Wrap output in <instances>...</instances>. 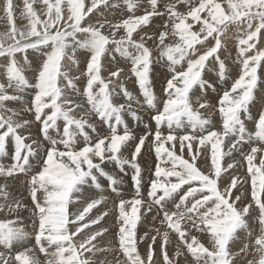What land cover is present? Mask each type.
<instances>
[{
    "label": "snow or ice",
    "instance_id": "snow-or-ice-1",
    "mask_svg": "<svg viewBox=\"0 0 264 264\" xmlns=\"http://www.w3.org/2000/svg\"><path fill=\"white\" fill-rule=\"evenodd\" d=\"M23 2L30 18L27 31L15 28L13 0L4 3L12 31L0 34V40L5 35L9 39L17 35L20 38L7 47L0 44V57L6 61V83H0V177L27 176L33 171V161L43 160L28 183L36 217L33 220L35 243L39 252L48 257L46 264H97L86 254L95 256L96 252L105 251L97 246L98 238H103L108 231L100 225L108 215L99 210L108 199L103 195L105 188L101 178L108 181L111 192L121 197L116 205L117 235L119 247L127 257L126 264H157L153 245L158 236L160 264H179L183 256L181 246L186 247L197 264L201 260L204 264H236L237 257L247 256L254 246L259 259L248 264H264V109L255 117L251 111L257 98L256 90L264 93V78L259 74L264 69V0H175L165 6L171 30H167L169 24L166 23L165 30L157 37L140 35L139 39H135L134 34H139L142 26H148L154 17L165 15L159 11L160 0H148L149 8H145L142 15H135L141 6L140 0H123L131 15L116 23L109 21L102 9H119V0H88L87 3L86 0H39L43 5L41 14L46 9L47 19L44 20L33 7L36 0ZM180 4L187 5L185 12L178 10ZM96 13L99 15L93 22ZM232 27L243 33L238 40L237 54L241 74L219 97L217 110L222 118V131H217L212 114L205 116L201 111L217 107L207 100L208 90L215 92L216 86L205 79L204 74L215 68L220 81L229 78L221 50H227L222 38ZM121 30L123 34L118 37ZM170 37L174 42H166ZM146 38L154 39L159 56L146 44ZM29 50L43 57L34 82L25 75V68L33 64ZM79 52L89 54L82 71ZM18 53L22 56V65ZM117 54L130 61V72L144 104L141 105L125 85L124 80L129 77L125 69L116 64ZM109 58L116 64L114 69L109 67ZM162 59H166L171 76L163 89L166 99L162 107H158L153 66ZM70 67L80 75H71ZM81 77L85 81L83 88L77 83ZM9 88L17 93L32 90L31 107L25 111L33 113V121L16 120L14 117L20 113L5 107L8 101L26 103L23 95L9 94ZM121 93L126 103L118 104L115 100ZM133 103L153 111L154 130L146 126L145 133L137 135L129 128L126 115L136 122L142 119ZM5 112L11 115L5 116ZM245 120L253 122V130H249ZM59 122L63 123L62 131ZM32 123L41 125L40 132L48 141L46 149L37 139L21 134L20 130ZM98 124L108 129L106 135L97 133ZM90 133L97 135L94 138ZM225 138H230L227 151L223 149ZM81 140L83 146L77 148ZM146 143L158 163L145 197L139 158ZM128 150H131L130 156L125 155ZM233 152L246 161L251 179V202L248 203L243 202L244 192L233 197L232 190L239 191L238 183L240 187L244 184L234 171L229 174L230 183L220 187L222 174L237 167ZM224 156H229L230 162H224ZM9 157L12 163L5 164L4 159ZM198 160L209 163L198 167ZM107 163H114L124 174H127L126 166L132 169L134 198H123L119 187L122 181L105 170ZM162 164H170V167H162ZM202 167L209 168L207 174ZM87 188H95L99 195L88 197L86 206L70 216L69 204L79 202ZM40 192L42 198H38ZM9 196L7 184L0 186V197L8 200ZM6 207L9 212H18L27 206L16 201L12 205H0V211ZM94 208L98 211L96 215H92ZM149 213L153 218H160V224L166 225L167 230L161 233L155 229V235L144 233L141 239H149L151 243L142 257L137 250L136 229L142 217ZM253 213H256L254 219L260 225V234L254 245H250L241 240L240 233L252 237ZM185 219L198 231L210 234L211 250L196 236L187 235L189 229L181 227ZM19 223H22L19 219L0 220V246L6 250L0 252V264H42L32 248L9 255L14 245L22 246L30 235L24 227L17 226ZM96 225L99 227L94 228ZM168 230L178 236L171 256ZM77 236L81 237L79 243L74 242ZM237 243L242 244L239 252L232 250Z\"/></svg>",
    "mask_w": 264,
    "mask_h": 264
},
{
    "label": "bare ground",
    "instance_id": "bare-ground-1",
    "mask_svg": "<svg viewBox=\"0 0 264 264\" xmlns=\"http://www.w3.org/2000/svg\"><path fill=\"white\" fill-rule=\"evenodd\" d=\"M147 1V4H148V0H146ZM170 2H171V0H160V3H159V5H164V6H166V5H169L170 4ZM175 2V0H172V3H174ZM4 3H5V0H0V5L3 7V9H1L2 11H0V15L2 14L3 15V13L5 14V12H4ZM14 7H15V10L18 12V14L21 16L22 15V13H24L26 16H27V14L25 13V6H24V2H23V0H15L14 2ZM36 3H39V1H37L36 0ZM36 3H34V4H36ZM40 4V3H39ZM37 5V4H36ZM40 6H42L43 7V5L42 4H40ZM163 7V6H162ZM126 8V7H125ZM166 8V7H165ZM109 10V9H108ZM178 10L179 11H181V12H185L186 10H187V5H184V4H180V5H178ZM106 11V10H105ZM104 11V12H105ZM141 11V10H140ZM107 13H105L107 16H109V17H113L114 16V14L112 13V11H106ZM140 13V12H139ZM22 15L23 16V18H21V20H18V21H15V24L17 25V26H21V25H24V23H25V21L24 20H26L25 18V15ZM96 14H99V13H96ZM95 14V15H96ZM130 14V13H129ZM136 14V13H135ZM165 15H167V13L165 14ZM16 16V15H15ZM18 16V15H17ZM159 17V16H158ZM158 17H157V19H158ZM162 17V16H161ZM167 17V16H166ZM156 18V17H155ZM164 18V17H163ZM168 18V17H167ZM111 20V19H110ZM117 20V19H116ZM3 21H4V19H3ZM112 21V20H111ZM153 21V20H152ZM158 21V20H157ZM5 22V21H4ZM119 22V21H118ZM159 22V21H158ZM161 22H162V18H161ZM164 23V22H163ZM169 24V29H167L168 31H170L171 30V22L167 19V21H165V24ZM159 24V23H158ZM3 27V26H2ZM154 27V26H153ZM153 27H152V29H153ZM155 27H156V24H155ZM154 27V28H155ZM162 27V26H161ZM199 27V25H197L196 26V28H198ZM1 28V27H0ZM151 29V28H150ZM148 29L147 27H143L142 26V30H138V33H141V35H146V37L147 36H152V37H157L158 36V34L161 32V31H164L165 29H164V27L162 28V29H160L159 28V30L158 29ZM2 30V29H1ZM7 30V29H6ZM194 30H195V28H194ZM8 32V31H7ZM121 34H123V30H121L120 32H118L117 33V36L119 37V35H121ZM227 34H231V36L230 37H233V35H236L235 37H237V41L239 40V38H241L242 36H243V33L242 32H237V30H236V28L235 27H232V28H230L229 29V31L227 32ZM136 35V34H135ZM137 38V37H136ZM227 38H228V41H229V36H227ZM233 39V38H232ZM224 40V39H223ZM209 41H211V38L209 39ZM226 41V40H225ZM166 42H174V39L173 38H169ZM227 43V42H226ZM229 43H230V41H229ZM146 44L149 46V47H152L153 49H154V55L155 56H159V50L156 48V44L154 43V39H147L146 38ZM223 44V43H222ZM4 45V44H3ZM224 45V44H223ZM227 46V45H226ZM234 46V45H233ZM198 47H200V46H198ZM257 47L259 48L260 47V45H257ZM228 47H226V49H227ZM30 52H32V53H30ZM229 53H230V55H229ZM237 54H238V49L237 50H232V49H227V50H224V49H222L221 50V58L222 59H225V62L227 63V64H229L228 65V67L230 68V69H228L229 71H228V76H229V78L227 79V81H220L219 80V78H218V76H217V70L215 69V68H213V69H211V70H206V72H205V74H204V78L205 79H207V77H209L212 81H209L208 79V81L209 82H211L212 84H214L215 86H216V89H217V91H212L211 89H209L208 90V92H207V100L212 104V105H214V106H217V107H214V108H210V109H208L207 111H204V110H201L202 111V113L205 115V116H207L209 113H211L212 114V121H213V125H215V126H218V123H220L219 124V127L217 128V131H222V118H221V116L219 115V113H218V110H217V108H218V100H219V97H220V95H222V92H223V90H225V89H229L230 87H231V85H232V83L234 82V80L235 79H237L238 77H239V75L241 74V73H238V72H236L235 71V69L234 68H232L231 67V65H230V63H229V61L228 60H230L231 62H235L236 64H233V66H241L239 63H238V61H237V59H236V57H237ZM78 55V57H79V59H80V61H81V63H80V69H81V71L85 68V66H86V59H87V57H88V53H86V52H80V54L78 53L77 54ZM22 57V56H21ZM17 58H19L18 59V61H19V63L22 65L23 64V60L21 61L20 60V57H19V55H17ZM29 59H31L32 61H33V64H32V67L31 68H25V71L27 72L26 73V75H28L29 74V76H27L29 79H30V81H33L34 82V78H35V74H36V69L39 67V65H40V62H41V60L43 59V57H42V55L40 54V53H36V52H33L32 50H29ZM5 63H6V61H5V59L3 58V57H0V82L1 83H6V79H5V76H4V65H5ZM209 63H211V61L209 62ZM116 64H118L119 65V67H122V68H124L125 69V74H126V76L127 77H129L128 79H125L124 80V83H126V85L129 83V85H132V86H134V87H138V85L136 84V82H135V77L134 76H132V74H131V72H130V68H131V63H130V61H127V60H124V59H122L118 54H117V56H116ZM116 64H113V63H111L110 62V58H109V67L110 68H115V66H116ZM69 71H70V74L71 75H74V76H78V75H80V72H78V71H76V69L75 68H69ZM260 75H261V77L262 78H264V69H261V71H260V73H259ZM106 76V75H105ZM170 76H171V72L169 71V68H168V63H167V61H166V59H162V60H160V62L159 63H157V64H155L154 66H153V85H154V90H155V93H156V95H157V97H158V101H159V103H158V106H159V104H160V102L162 101H164L165 99H166V97H165V95H164V91H163V89H164V86H165V84H166V80L168 79V78H170ZM160 80H159V79ZM215 80V81H214ZM84 77H81V79L79 80V81H77V83L79 84V85H84ZM128 85V86H129ZM133 87V88H134ZM128 88V87H127ZM9 90H11V88H9L7 91H8V93H9ZM139 90V89H138ZM25 93H27V94H29L30 95V97H28V95H25ZM25 93H21V95H23L24 96V100L26 101V103H22V104H24L23 106H21V110L20 111H23V112H19L20 113V117L21 116H23L24 114L25 115H27V116H30V117H32V116H34L33 115V113L32 112H28V111H25V109H27V108H29V107H31V98L33 97V95H32V90H26V92ZM14 94V93H13ZM197 95H199V92L197 91ZM122 96V95H121ZM256 100L254 101V103H253V106L251 107V111H252V114H253V116L255 117V116H257L258 115V113H259V111L260 110H262V109H264V93H262V92H260V90L259 89H257L256 90ZM122 98V97H121ZM138 98V97H137ZM203 99V98H202ZM124 100V99H123ZM144 100V99H143ZM115 101H117V100H115ZM122 101V100H121ZM10 103V102H9ZM140 104L142 105V104H144V101H140ZM161 105V104H160ZM16 106V105H15ZM133 106V108L134 109H137V111H138V114L141 116V122H136V121H134L132 118H131V116H128V115H126L125 116V119H126V121H127V123H128V125H129V128L135 133V134H137V135H142V134H144L145 133V131H146V126H147V128L148 129H152V130H154V128H155V124H154V121H152L151 120V116L154 114L153 113V111L151 110V109H147L146 108V106L144 107V108H140L138 105H132ZM197 105H195L194 104V107H196ZM17 107V106H16ZM7 108V107H6ZM215 114V115H214ZM6 116H8V114L6 115ZM16 117H14V119H15ZM19 118V117H18ZM26 118V117H25ZM92 119H93V121H95V117H92ZM17 120V119H16ZM60 123V125H61V131H62V128H63V123L62 122H59ZM245 123H248V120H245ZM35 124L33 123L32 124V127L28 130V132L30 133V136L31 137H33V138H35V139H37L42 145H43V148L44 149H46L47 147H48V141H46V140H44V138H43V136H42V134H41V132L38 134L37 132H33L32 131V128H33V126H34ZM38 126L41 128V125L39 124V123H36V127H35V129L34 130H36L37 131V129H38ZM248 128H249V130H253L254 129V124H253V122H252V125L251 126H247ZM37 128V129H36ZM26 129V128H25ZM97 130L100 132L99 134H101V135H103L102 133H105V135L108 133V129L105 127V126H103V125H101V124H98V126H97ZM214 130H215V128H214ZM163 131L165 132V134L167 133V128L165 127L164 129H163ZM20 132H21V134H23L24 132L22 131V130H20ZM91 135H93V133H90ZM178 134H183V133H181V132H178ZM52 135L53 136H56V134L55 133H52ZM58 138V137H57ZM150 140H151V137L149 138ZM225 140H230L229 138H225ZM77 148H80V147H82V145L80 144V143H78L77 144V146H76ZM61 149H62V146H61ZM245 150H247V145H245ZM128 151H131V150H128ZM143 151L144 152H146V153H148L150 156H149V158H151V157H153V155H151V152H150V150H149V147H148V145H147V143H146V145H145V148L143 149ZM177 151H178V149H177ZM130 153V152H129ZM239 155V154H238ZM44 156V151L42 150L41 151V157H43ZM232 156L235 158V162L237 161V160H239V158H237V155L234 153H232ZM141 159H142V161L143 162H147L148 160L146 159V156H142V157H140ZM186 158H187V155H186ZM11 159V158H10ZM237 159V160H236ZM230 160H231V158L230 157H227V156H224L223 157V161L224 162H230ZM4 161H5V159H4ZM3 161V162H4ZM41 161V160H40ZM39 161V162H40ZM10 162H11V160L8 162V163H6V164H10ZM35 162V161H34ZM198 162V164L201 166V164H207V163H209V161H201V162H199V161H197ZM42 164V162L41 163H39V165H38V168L36 169V170H39V168H40V165ZM239 164V163H238ZM198 166V165H197ZM240 167H241V165H240ZM35 168L36 167H33V170H35ZM207 171L209 170V168L208 167H204ZM239 168V167H238ZM238 168L236 167L234 170H229L228 171V173H223L222 174V179H221V182H223V184H222V186L221 187H223V186H225V181H227V180H230L229 179V174H231V173H233V171H234V173L236 172V170H238ZM240 169V168H239ZM36 170L35 171H32V173H29L27 176H25V175H23V174H20V175H23V176H25L26 177V180H24L25 181V183H21L20 181H21V179H19V180H15V179H13V178H7V179H5L4 177H0V186H3L4 184H7V190H8V192L10 193V196H9V199H8V201L6 202V203H2V200H0V205H5V206H8V205H12L13 203H15L16 201H22V203L24 204V205H26L27 207H25V208H21L18 212H9V211H7V207L5 208V210L4 211H0V220H17V219H19V221H22V223H19L17 226H21V227H24L25 229H30L31 231L32 230H34V231H36V225H34L33 224V220L34 219H36V217H34L33 216V202H32V200H31V197H30V192L29 193H27V194H29V195H26V197L24 196L23 197V195H22V197H19V198H16L19 194H20V191L18 190V188L19 187H21V184H22V187L25 185V184H28V185H30L29 183H28V181H30V177H31V175L32 174H34V172H36ZM106 170H108L110 173H112L114 176H117V178L118 179H120L122 182H123V180H124V183H128L129 185H131V187L132 188H134V185H133V181H132V175H133V172H132V169L131 168H129V167H127L126 166V173L127 174H124V173H121V172H119V169L117 168V166L114 164V163H108L107 164V167H106ZM235 175V174H234ZM236 175L237 176H243L245 179H243L242 181H244V183L245 184H247V183H251V179H250V177H249V175L247 174V173H240L239 175H238V173H236ZM16 177V176H15ZM14 177V178H15ZM19 177V176H18ZM20 178H22V176L20 177ZM103 185H106V186H108V181L106 180V179H102V182H101ZM120 184V191H121V193H122V196H125V195H129V196H132V195H134L135 194V192L133 193L131 190H130V188H127V186L128 185H126V184ZM221 185V184H220ZM251 186V185H250ZM245 187V186H244ZM244 187H240L239 186V184H238V188H239V191H237V189H233L232 191H233V197L234 196H236V195H239L240 194V192H243L244 190ZM109 188V187H108ZM131 188V189H132ZM248 188V187H247ZM25 189H27V187L25 188ZM23 191V190H22ZM107 190H105V192H106ZM245 191H248L246 188H245ZM244 191V192H245ZM103 193V195L104 194H106V197L108 198L107 199V201H106V203H104V204H102V207L105 209V207H104V205L105 206H107V207H109L110 206V204L111 203H113L112 201L114 200V199H116V198H121V197H118L117 195H116V193H113V192H111V190L109 191H107L106 193ZM132 192V193H131ZM249 192H250V190H249ZM143 193H144V195H146V188H143ZM251 193V192H250ZM99 194L97 193V191H96V189L95 188H87V189H85V193L83 194V195H81V198H80V201L79 202H76V201H73L69 206H71L72 205V208L70 209V216H71V214L72 213H74V212H76V211H78V210H82V208L84 207V206H86V202H85V200L88 198V197H91V196H98ZM20 196V195H19ZM3 197H0V199H2ZM38 198H42V192H40V193H38ZM129 198V197H128ZM4 199V198H3ZM132 199V198H131ZM177 199V198H176ZM130 200V199H129ZM115 201V200H114ZM119 201V200H118ZM243 202L244 203H248V202H251V198L247 195V194H245V196H244V198H243ZM118 203V202H117ZM116 202H115V205L117 204ZM112 205V204H111ZM101 208V207H100ZM102 209H100V211H101ZM107 210V208L105 209V211ZM172 210V209H171ZM103 211V210H102ZM106 212H111V214L113 215V217L111 216V217H109V216H105L104 217V219L103 220H101L100 221V225H101V223L102 222H104V223H109V225H105L104 226V228H107L108 229V231L106 232V233H104V236H103V238H98V243H103L104 244V246H108V245H118V248H119V252H118V254H114L112 257H110L109 259H105V256L104 255H100L99 254V256H97V255H95V256H91V254H86V255H89L90 256V258H92L93 260H95V261H97V264H114V262H116V263H118V264H126V261H127V257H126V255L123 253V251L120 249V247H119V243H118V236H115V235H113L112 234V231H111V229L112 228H110L111 227V225H115V223H118V220L115 218V215H117V217H118V210H117V208H114V207H110ZM92 213H95V214H98V211H97V209H93L92 210ZM151 215H148L147 216V221L148 222H153V221H156L157 219H158V217L157 218H152V217H150ZM112 218H114V219H112ZM116 219V220H115ZM160 219V218H159ZM186 220V219H185ZM113 221H115L114 223H113ZM110 222H112L113 224H111ZM185 222V221H184ZM103 223V224H104ZM142 223H147L146 221H143ZM188 223V222H187ZM149 224V223H148ZM155 225V224H154ZM161 225V224H160ZM103 226V225H102ZM117 226V225H116ZM94 228L95 227H99V225H96V226H93ZM112 227H114V226H112ZM152 227V226H151ZM257 227V226H256ZM259 227V226H258ZM118 226H117V230H118ZM253 228V227H252ZM155 229V228H154ZM162 229V228H161ZM192 229V228H191ZM137 230V229H136ZM139 230H141V229H139ZM138 230V231H139ZM143 230V229H142ZM147 230V229H146ZM85 231H87V229L85 230ZM109 231H111V233H108ZM148 231V230H147ZM170 231V230H169ZM116 232V231H115ZM140 232V231H139ZM161 232V231H160ZM108 233V234H107ZM149 233H150V235H155L156 233L152 230V229H149ZM162 233V232H161ZM206 233H207V231H206ZM242 234V233H241ZM241 234H240V236H241ZM140 235V234H139ZM143 235V234H142ZM245 235V234H244ZM244 235H242V236H244ZM137 236H138V234H137ZM241 236V237H242ZM247 237V236H246ZM75 238H79V239H81V237H79V236H77V237H75ZM136 238H139V236L138 237H136ZM141 238V237H140ZM159 238V237H158ZM157 238V239H158ZM170 239H171V244H173V245H171V247L170 248H176V245H177V243H178V237H177V239H176V234H174V235H172L171 237H170ZM206 239V238H205ZM204 239V240H205ZM208 239V238H207ZM211 239V238H210ZM249 239V238H248ZM138 240V239H137ZM74 241H75V239H74ZM150 240H148V241H146L145 242V239H144V244H142V242H140L141 243V246H140V248H138V249H140V250H138V252L140 251L141 252V250H143V255L145 256L146 254H147V251H148V249L146 248L147 247V244H148V242H149ZM139 242V241H138ZM94 243H96V242H94ZM151 243V242H150ZM149 243V244H150ZM26 248H32L33 250H34V252H35V254H36V256L41 260V262H42V264H46V260L48 259V257H45V255L43 254V253H40L39 252V249H38V246L36 245V243L34 242V241H29V240H27V242L26 243H24L22 246L21 245H14L13 246V249H12V251H11V253H9V255H14L17 251H23L24 249H26ZM173 248V249H174ZM183 249V251H184V249H185V254L187 255V257H188V259H187V261L189 260V261H191V262H196L195 261V259L192 257V255L189 253V252H187V249H186V247H183V246H181V250ZM254 249V248H253ZM53 249H49V251L51 252ZM146 251V252H145ZM0 252H6V250L2 247V246H0ZM97 253V252H96ZM112 253V252H111ZM257 254V253H256ZM253 255H254V253H253ZM108 256V255H107ZM109 257V256H108ZM241 260V259H240ZM109 261H113V262H111V263H109ZM156 261H157V264H160V255H157V259H156ZM202 262H203V260H201ZM195 264H197V262L195 263ZM199 264H204V262L203 263H199ZM243 264H245V263H243Z\"/></svg>",
    "mask_w": 264,
    "mask_h": 264
},
{
    "label": "rangeland",
    "instance_id": "rangeland-1",
    "mask_svg": "<svg viewBox=\"0 0 264 264\" xmlns=\"http://www.w3.org/2000/svg\"><path fill=\"white\" fill-rule=\"evenodd\" d=\"M15 0H13V2H14ZM37 1H39V0H37ZM88 2V0H86V3ZM119 3H120V8L119 9H102V11L104 12L105 10L106 11H112V13L114 14V16L113 17H109V16H107L105 13H107L106 11L104 12V16L105 17H107V19L109 20V21H111V22H113V23H116V22H118V21H121L122 19H124V18H127L129 15H131V13L129 14V12L126 10V8H125V5H124V3H123V0H119ZM170 3H172V0H171V2ZM37 4V5H36ZM36 4H33V7H34V9L37 11V14L38 15H40V17H41V20H44V19H47V15H46V9H44V14H41V8H42V6H40V4L39 3H36ZM140 8L135 12L136 14L135 15H142L143 14V12H144V9L145 8H149V4H147V1L146 0H140ZM163 6V7H162ZM1 9H3V7L0 5V11H2ZM141 10V11H140ZM159 11H161V12H165V14H166V8H165V6L164 5H159ZM3 12V11H2ZM140 12V13H139ZM15 21H18V20H21V18H23V16L21 17L19 14H18V12L15 10ZM18 15V16H17ZM25 15V14H24ZM98 15L99 14H94L93 15V17H92V19H93V22H95V19H96V17H98ZM167 15H164V16H157L158 17V19H157V17L155 18H153L152 20V22L148 25V26H146L148 29H152V27L154 26L155 27V24H156V27L154 28L153 27V29L155 30V29H158L159 30V28L160 29H162L163 27H164V25H165V21H167V17H166ZM21 17V18H20ZM25 19L26 20H24L25 21V23H24V25H21V26H17L16 24H15V28L17 29V31H27L28 29H29V27H30V18L28 17V16H26L25 15ZM164 17V18H163ZM161 18H162V22H161ZM3 19H4V21H3ZM111 19V20H110ZM117 19V20H116ZM159 22H158V21ZM164 22V23H163ZM159 23V24H158ZM3 26V27H2ZM162 26V27H161ZM0 34H9V33H11V31H12V25L9 23V21L7 20V17H6V15L3 13V15L1 14L0 15ZM40 26L38 25V28H39ZM2 29V30H1ZM7 29V30H6ZM150 29V30H151ZM152 29V30H153ZM55 29H53V31H54ZM8 31V32H7ZM141 35V33H139V34H134V38L135 39H139V36ZM227 36H229V41H230V43H229V41H228V38H227ZM231 36V34L229 35V34H226V37H224V38H222V43L224 44V45H227L226 47H228L227 49H232V50H237L238 49V47H239V45H238V41H237V37H235L236 35H233V37H230ZM137 37V38H136ZM20 37L17 35V36H15L14 38H12V39H9L8 37H7V35H5L4 36V38L2 39V40H0V44H4L3 46L4 47H7V46H9V45H11V44H13V43H15V40H18ZM233 38V39H232ZM210 39V38H209ZM224 39V40H223ZM226 40V41H225ZM227 42V43H226ZM234 45V46H233ZM199 46V45H198ZM197 46V47H198ZM30 53H32V52H30ZM79 54H80V52H79ZM17 55H19V57H20V60L22 61L23 59H22V57H21V54H17ZM19 59V58H18ZM236 59H237V57H236ZM229 61V63H230V65H231V67L232 68H234L235 69V71L236 72H238V73H241V66H233V64H236L234 61L233 62H231L230 60H228ZM227 64V63H226ZM227 65H229V64H227ZM237 65V64H236ZM228 69H230L229 67H228ZM26 71H25V75H26ZM104 75H106L107 76V73H103ZM36 75V74H35ZM26 76H29V74L28 75H26ZM159 79V78H158ZM207 79L209 80V81H212L209 77H207ZM160 80V79H159ZM215 81V80H214ZM1 83V82H0ZM125 85H126V83H125ZM129 83L126 85L127 87H128V90L130 91V92H132L133 93V95L135 96V97H138V99H139V101H144L143 99V96L140 94V90H138L139 88L136 86V87H134V86H132V85H129ZM232 86V85H231ZM80 87L81 88H83V85H80ZM134 87V88H133ZM117 91L119 92L120 91V89L119 88H117ZM14 93V94H13ZM9 94H12V95H21V93H17V92H15L13 89H11V90H9ZM25 95H28V97H30V95L29 94H27V93H25ZM121 95H122V93H121ZM118 96L117 98H116V100L117 101H115L116 103H126V99L123 97V95L122 96ZM122 97V98H121ZM33 98V97H32ZM32 98L30 99L31 101H32ZM124 99V100H123ZM122 100V101H121ZM10 102V103H9ZM162 101L160 102V104H159V106L158 107H162ZM17 107H16V106ZM24 104H22L21 102H18V101H8V102H5V107H7V108H9V109H14V110H16L17 112H23V111H20L21 109V106H23ZM133 105H136L135 103H133ZM85 107H87V105H85ZM11 115V113L10 112H5L4 113V115L6 116V115ZM215 115V114H214ZM19 117V118H18ZM18 117H16L15 119H17V120H23V119H26V120H29V121H33L34 120V116H32V117H30V116H27V115H23V116H18ZM26 117V118H25ZM33 124V123H32ZM32 124L28 127V128H26V129H21L24 133H23V135H25V136H30V133L28 132V130L32 127ZM35 125L33 126V128H32V131L33 132H37L38 134L40 133V127L38 126V129H37V131L36 130H34L35 129V127H36V123H34ZM219 124L220 123H218V126H215V125H213V127L215 128V130H217V128L219 127ZM246 125L247 126H251L252 125V121H248V123H246ZM97 133H100L98 130H97ZM97 133H93V137L95 138V136L97 135ZM103 135H105V133H102ZM101 135V134H100ZM230 139V138H229ZM82 146H83V141L81 140L80 142H79ZM228 147H230V140H225L224 141V145H223V149H224V151H227V148ZM150 150V152H151V155H153V157H151V158H149V154L148 153H146V152H144L143 150H142V155H141V157L144 155V156H146V159L148 160L147 162H143L142 161V159L141 158H139V163L141 164V167H142V169H143V171H142V177H143V183H144V188H146V195H145V197L147 196V191H148V182L151 180V179H154L155 177L153 176V172H154V170H155V166H156V164L158 163V160H157V158H156V155H155V153H154V151L153 150H151V149H149ZM130 151H126L125 152V155H129L130 156V153H129ZM236 154L237 155V158H239V160H237L235 163H236V165H237V168H238V170H236V172L234 173L235 174V176L236 177H239V180L240 181H242L243 179H245L243 176H237L236 175V173H238V175L240 174V173H247V166H246V161H244L243 160V158H242V156L239 154V153H236V152H233V154ZM239 154V155H238ZM227 157H229V156H227ZM11 159H10V157L9 158H5V161H4V163L6 164V163H8L9 161H10ZM35 161V162H34ZM33 161V165H34V167H36L35 168V170L38 168V165H39V163H41V162H43V160L41 159V161L40 160H34ZM40 161V162H39ZM199 162H201V161H203V160H198ZM98 162V161H97ZM12 163V161L10 162V164ZM239 163V164H238ZM38 164V165H37ZM108 164V163H107ZM107 164L105 165V170H106V167H107ZM197 165H198V167H200V165L198 164V162H197ZM203 164H201V166H202ZM240 165H241V167H240ZM162 167H170V164L169 165H161ZM118 168V167H117ZM35 170H33V171H35ZM202 170L207 174L208 173V171L204 168V167H202ZM36 171H38V170H36ZM106 171H108V170H106ZM248 174V173H247ZM19 176V177H18ZM18 176H16L15 178H13V179H15V180H19V179H21V183H25V181L24 180H26V175L25 176H23V175H18ZM22 176V178H20ZM102 179L103 178H101V182H102ZM222 179V178H221ZM173 180H174V178H173ZM124 183V180H123V182L121 183V185ZM230 183V180H227V181H225V185H228ZM124 184H126V185H128L127 186V188H130V190L134 193L135 192V188H132L131 187V185H129L128 183H124ZM220 187L222 186V184H223V182H221V180H220ZM239 184V183H238ZM134 185V184H133ZM251 183H247V184H243V187H244V191H245V188L248 190V191H243L245 194H247L250 198H251ZM104 186V188H105V190H109L110 191V188H108L109 186H106V185H103ZM27 187V189H25ZM187 186H185V188H186ZM224 187V186H223ZM223 187H221V188H223ZM248 187V188H247ZM132 188V189H131ZM18 190L20 191V196L18 195L16 198H19V197H22V195H23V197L25 196L26 197V195H29L30 193V185H28V184H25L23 187H22V184H21V187H19L18 188ZM23 190V191H22ZM249 190H250V192H249ZM106 191V192H107ZM105 192V191H104ZM105 192V193H106ZM131 192V193H132ZM27 193H29V194H27ZM26 194V195H25ZM105 196H106V194H104ZM134 196H135V194L134 195H132V196H129V195H125V196H123V198L124 199H126V200H129V199H131V198H134ZM129 197V198H128ZM176 198H177V200L179 199V195H177L176 196ZM0 200H2V203H6L8 200H5V199H0ZM115 200V201H114ZM112 202L113 203H111L110 204V206L109 207H107V206H105L104 205V207H105V209L107 208V210L111 207H114V208H117L116 207V205L119 203V198H116V199H114ZM85 202H87V199L85 200ZM115 202L117 203L116 205H115ZM72 203V202H71ZM70 203V204H71ZM69 204V205H70ZM69 207V213H70V209L72 208V205L71 206H68ZM101 207V208H100ZM155 207V206H154ZM168 207H169V209L171 210L172 209V205L171 204H169L168 205ZM100 209H102L103 211H105V209L102 207V205H100L99 206V210ZM101 210V211H102ZM106 210V211H107ZM142 211H143V209H142ZM92 215H96L95 213H92ZM148 215H151L150 217H152L153 218V215H152V213H149ZM147 215V216H148ZM253 215V219L252 220H250V225H251V228H252V230H253V234H252V237L251 238H249L248 236H247V234L246 233H244V232H241L240 234H241V236L242 235H244V236H240V238H241V240L244 242V243H248V244H250V245H254V241H255V238H256V236H258L259 234H260V225L256 222V220L254 219V217H255V215H256V213H253L252 214ZM107 216H109V217H113V215L111 214V212H108V215ZM106 216V217H107ZM115 218L117 219V215H115ZM147 217H142V220H141V222H140V224H138V227H137V230H136V237H138L139 236V238H136V239H138L137 240V247L138 248H140V246H141V243L140 242H142V244H144V239H141L140 237H143L144 236V233L145 232H149V229H152L153 231L155 230V229H159L161 232H163V231H165V230H167L166 229V225H160V219L158 218L156 221H153V222H148L147 221V219H146ZM112 219H114V218H112ZM115 219V220H116ZM143 221H146L147 223H142ZM185 221V222H184ZM184 221H181V227H182V229H189V231L187 232V235L189 236V237H191V236H196L197 237V239L201 242V243H203L204 245H205V247H208L210 250L212 249V240L210 239L211 237H210V234L207 232L206 233V231L205 232H200V231H198L196 228H194V227H192L191 226V224H190V222H188L187 223V220H184ZM115 221H113V223H114ZM104 222H102L101 223V225H103V227L106 225H109V223L107 224V223H104ZM111 224H113L112 222H110ZM149 223V224H148ZM155 224V225H154ZM119 227V224L118 223H115V225H111V227L110 228H112L111 229V231H112V234L113 235H115V236H118L117 235V233H118V230H117V226ZM105 226V227H106ZM112 226H114V227H112ZM152 226V227H151ZM257 226V227H256ZM259 226V227H258ZM21 227V226H20ZM201 227H204L203 225H201ZM155 228V229H154ZM162 228V229H161ZM192 228V229H191ZM139 229H141V230H139ZM143 229V230H142ZM148 231H147V230ZM30 235H29V237H28V239L27 240H29V241H34L35 242V233H36V231H34V230H30V229H25ZM140 232H139V231ZM111 231H109L108 233H111ZM116 231V232H115ZM169 231V230H168ZM155 232V231H154ZM107 233V234H108ZM137 234H138V236H137ZM140 234V235H139ZM143 234V235H142ZM150 234V233H149ZM174 234H176L173 230H170L169 231V240H170V242H171V239H170V237L172 236V235H174ZM247 236V237H246ZM159 237V236H158ZM157 237V238H158ZM177 234H176V239H177ZM206 238V239H205ZM208 238V239H207ZM249 238V239H248ZM75 239V243H79L80 242V239L79 238H74ZM205 239V240H204ZM149 239H145V242L146 241H148ZM139 241V242H138ZM151 241H149L148 242V244H147V249H148V247H149V243H150ZM171 245H173V244H171L170 243V246H169V248H168V251H169V255L171 256V255H173L174 254V252H175V250H176V248H170L171 247ZM98 248H102V249H105V251H103V252H97L96 253V255L97 256H99V254L101 255H104L105 256V259H109L110 257H112L114 254H118V252L120 251L119 250V248H118V245H108V246H104V244L103 243H98ZM242 247V244L241 243H237L233 248H232V250L233 251H235V252H239L240 251V248ZM137 248V250H140V249H138ZM153 248H154V250H155V255H154V259L156 260L157 259V255H160L159 253H160V237L157 239V243L155 244V245H153ZM254 248V249H253ZM182 252H183V256L182 257H180L179 258V264H195L196 262H191V261H187V259H188V257H187V255L185 254V249H184V251H183V249L181 250ZM112 252V253H111ZM146 252V251H145ZM139 253L141 254V256L143 257L144 255V253H143V250H141V252L139 251ZM253 253H254V255H253ZM109 257H108V256ZM112 255V256H111ZM241 259V260H240ZM259 259V256H258V254H256V251H255V247L253 246V247H251L250 248V250H249V252H248V254H247V256H245L244 254H241L239 257H237V260H236V264H243V263H245V264H248V261H255V260H258ZM111 262H113V261H109V263H111ZM199 263H203L202 261H200ZM100 264V263H99ZM114 264H118V263H116V262H114Z\"/></svg>",
    "mask_w": 264,
    "mask_h": 264
}]
</instances>
